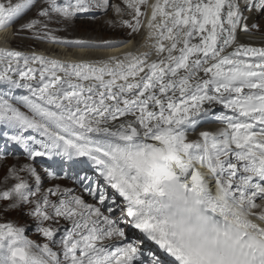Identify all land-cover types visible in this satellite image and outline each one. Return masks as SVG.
Listing matches in <instances>:
<instances>
[{
    "label": "snow or ice",
    "instance_id": "1",
    "mask_svg": "<svg viewBox=\"0 0 264 264\" xmlns=\"http://www.w3.org/2000/svg\"><path fill=\"white\" fill-rule=\"evenodd\" d=\"M122 3L131 20L119 23L146 30L147 50L73 61L10 47L7 31L35 9L13 35L115 48L63 39L49 25L125 8L0 0V139L29 161L81 166L74 182L95 201L45 188V177L60 178L51 166L43 175L33 163L9 168L0 264H264V46L240 39L264 35V0Z\"/></svg>",
    "mask_w": 264,
    "mask_h": 264
},
{
    "label": "rangeland",
    "instance_id": "2",
    "mask_svg": "<svg viewBox=\"0 0 264 264\" xmlns=\"http://www.w3.org/2000/svg\"><path fill=\"white\" fill-rule=\"evenodd\" d=\"M111 3H114V0H111ZM34 11H35V9H33L31 12L33 13ZM98 11L95 10V12H93L95 14L90 13V12L81 13V14H78V16L72 21H69V22H66V23L65 22H61L59 24L52 23V24L49 25V27L51 29H53V30H56L54 34L60 36L63 39H66V40H83V41H86L87 38H88L87 41H91V42L99 41V42H102L104 40H117L118 38H123L125 40L126 39H129V40L131 39V37H129V35L131 34V30L129 28L124 30V28L118 27L119 25L117 24V19H114V17H113L112 9H108L107 10V12L109 11V12L112 13L111 17H109V16L107 17L106 16L107 12H104V11H101V10H98ZM29 18H34V16H25V17H23V20H22L21 23H23L24 20H27ZM99 19L102 20L101 24L105 25L106 28H112V26H113V28H112L113 30L108 32L107 35H104L102 32L97 31L98 30V28H97L98 26H92V25L98 24V23H95V21L99 20ZM261 19H264V18H261ZM92 20H93V22H92ZM256 22H260V20H257ZM107 24H108V26H107ZM13 26L15 27V25H13ZM60 29H62V30H60ZM87 34H88V37H87ZM258 34H259V32L255 33L254 35H251V37L259 38L260 36ZM89 36L93 37V38H90ZM95 37H97V38H95ZM10 38L13 39V41L9 40V42H11V46L13 45L15 48H21L20 46H22V48L23 47H28V46L38 47L39 43L41 41H43V40L35 39L32 36L31 33L29 34V32H21L18 35H13V33H10L9 34V39ZM14 41H16L17 43L13 44ZM45 41H46V43H50V45H48L49 48L54 49V51L56 50L55 52H60V50L62 49L61 53H63V54H71L73 51H75L77 49V47H75V46H67V45H64V44H56V43H52L51 41H48V40H45ZM27 52H36L37 54H42L43 53V52L32 51V50L31 51H27ZM58 54L59 53H56V55H58ZM216 126L218 127L220 125H218V124H204V125H202V128L203 129L213 130V129L216 128ZM200 130L201 129H197V132L193 133L190 138H193V139L196 138V136L198 135V132ZM16 160H19L21 162H18ZM14 162H17V165H15ZM28 163H33L34 166L36 167L37 171H39L41 173L40 169L37 166V165H40L39 157L36 158V160L34 162L33 161H29L27 158L26 159H12V160L11 159H3L2 161L0 160V188H2L4 186V177L7 175L9 168L16 167V166H17V168H20V167L23 166V164H28ZM21 175L24 176L26 179H30L29 177H27V175H24L22 173H21ZM59 181H61L62 183H59ZM11 183H14V181L9 180L8 184L10 185ZM56 185H59L61 188H72L73 189L72 181L61 180L60 178L59 179L49 180V179H47V177H45V185H44L45 188L54 187ZM12 217H14L15 219H19L21 223H31V221H29L27 218L20 217L17 213L10 214L9 218H12ZM27 235H28L29 239H32V240L36 241L37 243H43L44 242L43 238L40 237L38 234H36L34 231L29 230L27 232ZM145 247H153V245H147Z\"/></svg>",
    "mask_w": 264,
    "mask_h": 264
},
{
    "label": "bare ground",
    "instance_id": "3",
    "mask_svg": "<svg viewBox=\"0 0 264 264\" xmlns=\"http://www.w3.org/2000/svg\"><path fill=\"white\" fill-rule=\"evenodd\" d=\"M17 2V0H14V3H16ZM114 3H116V4H120V6L122 7V8H125V6L123 5V3H122V0H114ZM98 11V10H97ZM128 9H126L125 8V14L122 16V17H120V16H117L116 15V13L112 10V12H113V17H114V19H117V24L119 25L118 27H120V28H124V30H126L128 27H125V26H122L120 23H119V21L121 20V19H124V20H131V16H129L127 13H128ZM93 12H95V10L94 11H91L90 13H93ZM99 12V11H98ZM97 13V12H96ZM33 14V15H32ZM93 14H95V13H93ZM30 16H35V14L34 13H30L29 14ZM106 16L108 17H111L112 16V13L111 12H107V14H106ZM106 18V17H105ZM111 19V18H110ZM104 20V19H103ZM107 21V20H106ZM110 21V20H109ZM22 22V20H18L16 23H15V31L19 28V24ZM92 22H93V20H92ZM101 22H102V20H96L95 21V23H98V24H95V25H92V26H98L97 28H98V30L97 31H100V32H102L104 35H107V33L108 32H110V31H112L113 29V26H112V28H106V26L105 25H103V24H101ZM109 23V22H108ZM64 24V23H63ZM90 26V25H89ZM107 26H108V24H107ZM89 28V27H88ZM60 30H62V29H60ZM68 31V30H67ZM96 31V32H97ZM116 31V30H115ZM114 31V32H115ZM11 33V31L8 29V31H7V36H8V43L11 45V42H9V34ZM30 34V33H29ZM61 34V33H60ZM90 34V33H89ZM121 34V33H120ZM5 34L4 33H0V46H4V40H3V36H4ZM12 35V34H11ZM259 36V38H253V37H251V36H245V35H241V37H240V39H241V41L242 42H244V43H251V44H253L254 46H257V47H259V46H264V35H262L261 33H259L258 34ZM30 36V35H29ZM86 36V35H85ZM94 36V35H93ZM96 36V35H95ZM69 37V36H68ZM87 37H88V34H87ZM90 37V36H89ZM90 38H93V37H90ZM95 38H97V37H95ZM94 38V39H95ZM87 40H88V38H87ZM86 40V41H87ZM96 41V40H95ZM145 41V40H144ZM87 42H89V43H93V44H95V43H101V42H99V41H96V42H91V41H87ZM15 43H17L16 41H14L13 42V44H15ZM23 43V42H22ZM32 44V43H31ZM144 44L145 43H143V44H141V45H136V44H134L132 41L131 42H129L128 44H126V45H124V46H122V47H118V48H116V49H110L109 51H105V52H103V54H105V53H109L108 54V57L109 56H112V55H119V54H121V53H123V52H125V51H128V50H133V51H136V50H138V51H145V50H147L145 47H144ZM18 45V44H17ZM25 45V44H24ZM28 46V45H27ZM21 48H22V46H20ZM24 48V47H23ZM62 50V49H61ZM61 50H60V52H61ZM64 50V49H63ZM56 51V50H55ZM54 50H52V52H55ZM73 51V50H72ZM87 53H94L96 56H98L100 53H102V51L101 52H99L98 53V50L96 49V50H91V51H86ZM39 53V52H38ZM74 53V52H73ZM79 55V54H78ZM95 55H93V56H95ZM65 56H75V55H65ZM92 56V57H93ZM218 127H220V126H218ZM217 126H216V128H218ZM215 128V129H216ZM215 129H213V130H215ZM10 155L12 156V159H26L27 158V154L24 152V150L23 149H21V150H12L11 152H10ZM16 161H18V162H21V161H19V160H16ZM14 164L15 165H17V162H14ZM24 165V164H23ZM38 166V168L40 169V171H41V174H43L44 173V168H46L44 165H43V163L42 162H40V165H37ZM73 167H81V166H76V165H74ZM16 168H17V166H16ZM61 168H62V166H60L57 170H55L54 169V171L57 173V175L60 177V179L61 180H67V181H72V185H73V189L75 188L77 191H76V194H81L82 192H83V189L82 188H80L79 186H78V184L77 183H75L74 182V180H68V179H66L64 176H62L61 175ZM22 174H24V175H26L25 173H22ZM59 183H62L61 181H59ZM79 187V188H78ZM83 195H84V198H85V200L86 201H88L89 203H94L95 201H93L92 200V198L91 197H89L88 195H87V193L86 192H83ZM12 219H15L14 217H12ZM125 231H126V234L128 235V237L129 238H133V237H137L136 235H133V233H131V229L130 230H127V229H125ZM145 244H151L150 242H146Z\"/></svg>",
    "mask_w": 264,
    "mask_h": 264
}]
</instances>
